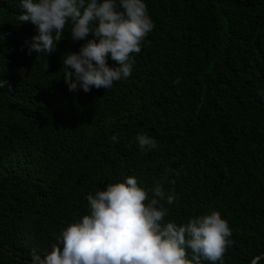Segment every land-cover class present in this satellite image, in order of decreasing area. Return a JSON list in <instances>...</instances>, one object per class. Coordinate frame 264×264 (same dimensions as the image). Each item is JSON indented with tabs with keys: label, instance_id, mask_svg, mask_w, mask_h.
I'll return each mask as SVG.
<instances>
[{
	"label": "trees",
	"instance_id": "obj_1",
	"mask_svg": "<svg viewBox=\"0 0 264 264\" xmlns=\"http://www.w3.org/2000/svg\"><path fill=\"white\" fill-rule=\"evenodd\" d=\"M144 2L154 27L130 77L85 93L62 73L85 43L70 22L51 54L29 55L36 26L0 0V264L48 252L89 193L129 176L150 198L166 177L163 223L218 211L233 241L223 264H264V0Z\"/></svg>",
	"mask_w": 264,
	"mask_h": 264
},
{
	"label": "clouds",
	"instance_id": "obj_2",
	"mask_svg": "<svg viewBox=\"0 0 264 264\" xmlns=\"http://www.w3.org/2000/svg\"><path fill=\"white\" fill-rule=\"evenodd\" d=\"M19 8V22L32 23L38 33L26 41L27 54H51L69 22L71 39L85 41L78 52L63 55L69 91L78 86L85 93L92 87L110 89L114 82L129 78L133 54L141 51L154 27L144 0H20ZM109 56L114 66L108 65ZM47 67L43 64V71ZM136 139L141 149L157 147L147 134ZM164 179L152 190V198L131 176L89 193L88 214L62 228L45 254L33 250L24 264H202V260L223 264L233 243L227 221L213 210L180 224L163 223L168 209L162 202L172 205L175 200L172 190L165 192Z\"/></svg>",
	"mask_w": 264,
	"mask_h": 264
},
{
	"label": "water",
	"instance_id": "obj_3",
	"mask_svg": "<svg viewBox=\"0 0 264 264\" xmlns=\"http://www.w3.org/2000/svg\"><path fill=\"white\" fill-rule=\"evenodd\" d=\"M255 258V257H254ZM254 258L250 261V263L249 264H251L252 263V261L254 260Z\"/></svg>",
	"mask_w": 264,
	"mask_h": 264
}]
</instances>
